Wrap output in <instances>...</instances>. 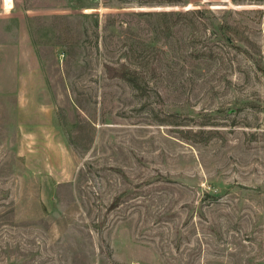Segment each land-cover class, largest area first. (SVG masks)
I'll return each instance as SVG.
<instances>
[{
    "label": "rangeland",
    "instance_id": "rangeland-1",
    "mask_svg": "<svg viewBox=\"0 0 264 264\" xmlns=\"http://www.w3.org/2000/svg\"><path fill=\"white\" fill-rule=\"evenodd\" d=\"M0 264H264V0L0 12Z\"/></svg>",
    "mask_w": 264,
    "mask_h": 264
},
{
    "label": "trees",
    "instance_id": "trees-1",
    "mask_svg": "<svg viewBox=\"0 0 264 264\" xmlns=\"http://www.w3.org/2000/svg\"><path fill=\"white\" fill-rule=\"evenodd\" d=\"M207 12L209 13H213L212 9L210 7H192V8H188L187 10L184 11H177V10H171V11H156V12H152V11H148L146 12L147 14H156V15H160V16H165V15H170V16H175L178 15L180 17L185 18L187 21L191 22V23H196L197 21L200 20V18L204 15L205 17H209L210 16L206 15ZM208 13V14H209ZM219 29L222 30V37L228 42V43H232L234 38L233 36L230 35L229 31H228V27L229 25L225 22L218 24ZM221 26V27H220ZM120 76L126 78L127 80L133 82V83H137L138 82V78L139 76L137 75L136 71H130L129 69L124 68L122 70V72L120 73Z\"/></svg>",
    "mask_w": 264,
    "mask_h": 264
},
{
    "label": "built area",
    "instance_id": "built-area-1",
    "mask_svg": "<svg viewBox=\"0 0 264 264\" xmlns=\"http://www.w3.org/2000/svg\"><path fill=\"white\" fill-rule=\"evenodd\" d=\"M16 7V0H0V12L8 14Z\"/></svg>",
    "mask_w": 264,
    "mask_h": 264
}]
</instances>
